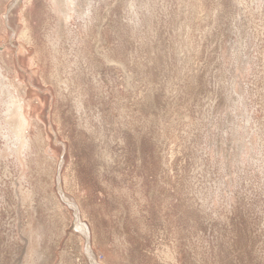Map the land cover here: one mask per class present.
<instances>
[{"label": "rangeland", "instance_id": "374dc122", "mask_svg": "<svg viewBox=\"0 0 264 264\" xmlns=\"http://www.w3.org/2000/svg\"><path fill=\"white\" fill-rule=\"evenodd\" d=\"M0 264H264V0H0Z\"/></svg>", "mask_w": 264, "mask_h": 264}, {"label": "bare ground", "instance_id": "6f19581e", "mask_svg": "<svg viewBox=\"0 0 264 264\" xmlns=\"http://www.w3.org/2000/svg\"><path fill=\"white\" fill-rule=\"evenodd\" d=\"M19 100V99H18ZM21 102V101H20ZM12 107L13 108H11V113H13L14 111H16V110H19V109H21V106L18 104V102L17 101H14L13 102V105H12ZM12 125V127H14V125L13 124H11ZM10 125V126H11ZM14 129H15V127H14ZM16 135L20 138L21 137V135L19 134V133H16ZM85 230V232H87V229L85 228L84 229ZM91 255H92V253H91Z\"/></svg>", "mask_w": 264, "mask_h": 264}]
</instances>
